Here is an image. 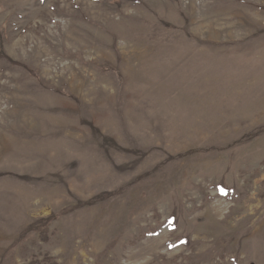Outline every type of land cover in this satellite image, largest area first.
Listing matches in <instances>:
<instances>
[{
	"label": "rangeland",
	"instance_id": "374dc122",
	"mask_svg": "<svg viewBox=\"0 0 264 264\" xmlns=\"http://www.w3.org/2000/svg\"><path fill=\"white\" fill-rule=\"evenodd\" d=\"M0 264H264V0H0Z\"/></svg>",
	"mask_w": 264,
	"mask_h": 264
}]
</instances>
